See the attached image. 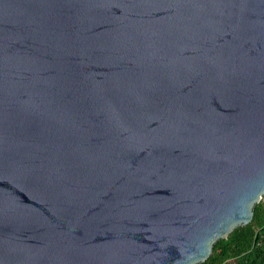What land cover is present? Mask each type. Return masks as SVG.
<instances>
[{"label":"water","instance_id":"water-1","mask_svg":"<svg viewBox=\"0 0 264 264\" xmlns=\"http://www.w3.org/2000/svg\"><path fill=\"white\" fill-rule=\"evenodd\" d=\"M264 195V0H0V264H199Z\"/></svg>","mask_w":264,"mask_h":264},{"label":"trees","instance_id":"trees-1","mask_svg":"<svg viewBox=\"0 0 264 264\" xmlns=\"http://www.w3.org/2000/svg\"><path fill=\"white\" fill-rule=\"evenodd\" d=\"M252 207L250 221L212 243L199 264H264V195Z\"/></svg>","mask_w":264,"mask_h":264},{"label":"rangeland","instance_id":"rangeland-1","mask_svg":"<svg viewBox=\"0 0 264 264\" xmlns=\"http://www.w3.org/2000/svg\"><path fill=\"white\" fill-rule=\"evenodd\" d=\"M261 199H263V198L261 197Z\"/></svg>","mask_w":264,"mask_h":264}]
</instances>
